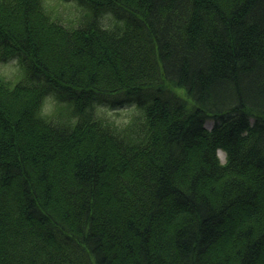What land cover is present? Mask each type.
I'll return each mask as SVG.
<instances>
[{
  "label": "trees",
  "instance_id": "obj_1",
  "mask_svg": "<svg viewBox=\"0 0 264 264\" xmlns=\"http://www.w3.org/2000/svg\"><path fill=\"white\" fill-rule=\"evenodd\" d=\"M79 1L0 0V264H264V0Z\"/></svg>",
  "mask_w": 264,
  "mask_h": 264
},
{
  "label": "rangeland",
  "instance_id": "obj_2",
  "mask_svg": "<svg viewBox=\"0 0 264 264\" xmlns=\"http://www.w3.org/2000/svg\"><path fill=\"white\" fill-rule=\"evenodd\" d=\"M47 9L58 17L65 24H70L79 20L81 17L86 15L85 10L89 8L82 4L79 0H46ZM101 19L106 22H111L113 14L110 12H103L100 16ZM23 63L20 62V58L17 56H9L6 59L0 60V74L7 78H16L24 72ZM43 112L45 113H56L55 117H58V112L70 113L68 110L69 103L66 99L60 97L56 91L50 90L44 96L43 99ZM134 104L129 103L128 105H110L105 101H94L91 109H94L97 113L103 114L106 117L116 120L118 123L126 122L132 115L131 110L134 108ZM208 129H211L214 125V119H208L205 122ZM219 160L225 162L226 152L222 149L217 151Z\"/></svg>",
  "mask_w": 264,
  "mask_h": 264
},
{
  "label": "bare ground",
  "instance_id": "obj_3",
  "mask_svg": "<svg viewBox=\"0 0 264 264\" xmlns=\"http://www.w3.org/2000/svg\"><path fill=\"white\" fill-rule=\"evenodd\" d=\"M219 150V149H218Z\"/></svg>",
  "mask_w": 264,
  "mask_h": 264
}]
</instances>
